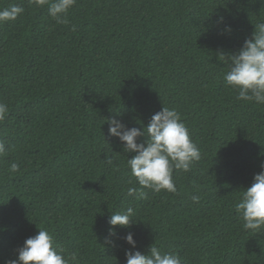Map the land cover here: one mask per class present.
Segmentation results:
<instances>
[{
  "label": "trees",
  "instance_id": "trees-1",
  "mask_svg": "<svg viewBox=\"0 0 264 264\" xmlns=\"http://www.w3.org/2000/svg\"><path fill=\"white\" fill-rule=\"evenodd\" d=\"M10 4L25 11L0 24V264L38 229L76 254L70 264H126V251L151 246L182 264H264V229L244 230L235 210L264 171V104L238 100L223 79L226 57L264 22V0H77L66 24L47 4L0 0ZM163 106L180 112L201 159L174 170L176 193L129 196L135 153L108 121L143 130ZM127 207L135 223L110 236Z\"/></svg>",
  "mask_w": 264,
  "mask_h": 264
},
{
  "label": "clouds",
  "instance_id": "clouds-1",
  "mask_svg": "<svg viewBox=\"0 0 264 264\" xmlns=\"http://www.w3.org/2000/svg\"><path fill=\"white\" fill-rule=\"evenodd\" d=\"M37 7L47 4L48 14L59 24L68 23L69 10L77 0H30ZM20 4H10L0 8V24L15 21L24 13ZM230 31V26H226ZM75 31V27H73ZM221 57H226L221 55ZM228 71L224 73L225 85L235 90L237 99L246 102L264 104V22L255 25L251 39H246L240 50L226 57ZM9 113L8 106L0 102V122ZM108 134L118 138L123 145V152L135 153L127 159V166L135 177L139 188L133 186L128 189V195H145L143 189H150L155 193L162 190L176 193L177 187L173 179L174 170L188 172L195 162L200 161L201 151L193 141L189 129L182 122L181 114L175 108L162 107L154 113L146 128H129L122 120L108 121ZM147 137L140 143L138 139ZM8 147L0 139V156L7 155ZM111 164L112 160L109 159ZM264 169V164L261 165ZM19 171V165L12 163L10 173ZM131 183V181H130ZM194 203L200 202L199 195H193ZM242 227L246 231L259 233L264 229V171L256 174L250 187L244 189L242 196L235 205ZM135 210L127 207L122 212L112 213L108 223L112 226L109 235H116V226L128 228L135 223ZM124 240L136 248L133 234L129 232ZM106 243L114 244L106 238ZM16 259L6 261L5 264H70L77 259L76 254L65 256L54 237L47 229H38L36 235L27 238L18 250ZM126 264H182V260L175 252H164L159 247H150L148 254L139 250L126 251Z\"/></svg>",
  "mask_w": 264,
  "mask_h": 264
}]
</instances>
